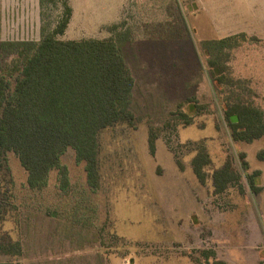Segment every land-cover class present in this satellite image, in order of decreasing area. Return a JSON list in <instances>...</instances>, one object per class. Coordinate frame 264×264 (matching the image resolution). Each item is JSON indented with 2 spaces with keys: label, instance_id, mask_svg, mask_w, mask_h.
I'll return each instance as SVG.
<instances>
[{
  "label": "rangeland",
  "instance_id": "obj_1",
  "mask_svg": "<svg viewBox=\"0 0 264 264\" xmlns=\"http://www.w3.org/2000/svg\"><path fill=\"white\" fill-rule=\"evenodd\" d=\"M69 2L73 13L60 39L108 37L116 22L130 31L123 49L136 123L99 132L97 188L86 183L72 148L60 159L64 188L58 168L43 189L29 188L16 154H0V242L18 241L21 250L0 251V262L264 264V136L234 140L224 111L237 101L264 111V0ZM61 12L62 0H0V40H38L41 26L52 29ZM238 32L248 35L229 48L232 76L220 83L202 42ZM13 62L0 51V76L11 86L19 75ZM199 150L209 155L204 181L192 165ZM224 164L235 178L219 190L213 174ZM78 231L92 240L81 244ZM201 250L216 256L206 259Z\"/></svg>",
  "mask_w": 264,
  "mask_h": 264
},
{
  "label": "trees",
  "instance_id": "obj_2",
  "mask_svg": "<svg viewBox=\"0 0 264 264\" xmlns=\"http://www.w3.org/2000/svg\"><path fill=\"white\" fill-rule=\"evenodd\" d=\"M39 1L42 4L44 0ZM72 12L69 0H62L59 20L50 30L41 26L40 39L0 40V51L10 54L13 64L19 65L13 86L0 76V154L8 150L16 154L27 171V185L31 189H43L55 168L60 169L62 187L68 186L67 170L60 163L68 148L74 150L76 161L84 162L88 186L97 188L99 132L120 121L136 123L131 107L135 81L123 49L124 44L133 41L130 31L116 22L108 25V37L60 39L58 35L64 33ZM247 35L238 32L202 42L210 70L220 83L232 76L228 73L229 48L237 37L244 39ZM224 111L234 140L252 141L264 136V111L259 106L237 101L227 103ZM182 114L189 122V117ZM232 114L238 121L231 120ZM156 139L154 129L149 127L151 153ZM261 154L264 156V149ZM208 162L209 155L204 150H199L192 160L200 181H204V166ZM234 174L229 164L215 170L216 189L225 188ZM256 175L257 172L249 175L253 188ZM76 236L81 244L92 240L80 231ZM0 251L17 254L21 251L20 243L0 242ZM201 254L206 259L216 256L214 250H201ZM214 264L227 263L215 258Z\"/></svg>",
  "mask_w": 264,
  "mask_h": 264
},
{
  "label": "water",
  "instance_id": "obj_3",
  "mask_svg": "<svg viewBox=\"0 0 264 264\" xmlns=\"http://www.w3.org/2000/svg\"><path fill=\"white\" fill-rule=\"evenodd\" d=\"M231 120L235 121L236 120V116L235 115L231 116Z\"/></svg>",
  "mask_w": 264,
  "mask_h": 264
},
{
  "label": "crops",
  "instance_id": "obj_4",
  "mask_svg": "<svg viewBox=\"0 0 264 264\" xmlns=\"http://www.w3.org/2000/svg\"><path fill=\"white\" fill-rule=\"evenodd\" d=\"M72 9H73V8H72ZM72 13H73V12H72ZM228 33H230V32H228ZM228 33H227V34H228ZM220 38H221V37H220Z\"/></svg>",
  "mask_w": 264,
  "mask_h": 264
}]
</instances>
